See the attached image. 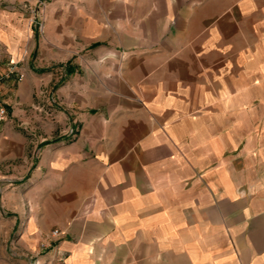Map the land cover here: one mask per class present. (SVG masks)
Returning a JSON list of instances; mask_svg holds the SVG:
<instances>
[{"label": "crops", "instance_id": "crops-1", "mask_svg": "<svg viewBox=\"0 0 264 264\" xmlns=\"http://www.w3.org/2000/svg\"><path fill=\"white\" fill-rule=\"evenodd\" d=\"M0 49V264H264V0H11Z\"/></svg>", "mask_w": 264, "mask_h": 264}, {"label": "rangeland", "instance_id": "rangeland-1", "mask_svg": "<svg viewBox=\"0 0 264 264\" xmlns=\"http://www.w3.org/2000/svg\"><path fill=\"white\" fill-rule=\"evenodd\" d=\"M9 1H11V0H0V5H1V3H7ZM10 63H11L10 69L12 72V61ZM21 74L23 75V77L21 79H23L25 76L24 73H19V76H18L19 80H21L20 79ZM65 74L66 73L64 71H62V70L59 71V75H58L59 80H62V78ZM1 104L4 105L3 103H1ZM4 106L7 109L6 105H4ZM58 106H59V98L57 96L56 89H54V86H48V85L46 86L45 85V86L41 87V89L39 90V93H38V100L36 101L35 105L33 106L34 112L38 116L40 115V117L43 116L45 119L55 120L56 115H57V111H58ZM8 118H9V113H8V109H7V118L4 121H7ZM20 126L23 129H25L26 131L31 132V134H33L32 137H35L39 133V128H40L39 124L28 123V124L24 125V123H22V125H20ZM78 132H79V130L77 127H75L73 125H66V126L59 128L56 131V133L54 134V139L65 138V139L71 140L78 134ZM44 140H46V139H44ZM60 234H61V231H60ZM35 263L38 264V262H35Z\"/></svg>", "mask_w": 264, "mask_h": 264}, {"label": "built area", "instance_id": "built-area-1", "mask_svg": "<svg viewBox=\"0 0 264 264\" xmlns=\"http://www.w3.org/2000/svg\"><path fill=\"white\" fill-rule=\"evenodd\" d=\"M22 77H23V75L21 74V75H20V79H21ZM6 118H7V109L5 108L4 105H2V104L0 103V121H4V120H6ZM53 234H54V235H59V234H60V231L55 230V231L53 232Z\"/></svg>", "mask_w": 264, "mask_h": 264}]
</instances>
